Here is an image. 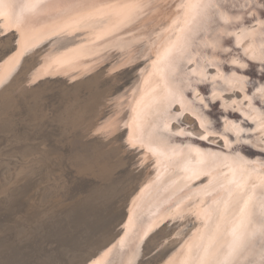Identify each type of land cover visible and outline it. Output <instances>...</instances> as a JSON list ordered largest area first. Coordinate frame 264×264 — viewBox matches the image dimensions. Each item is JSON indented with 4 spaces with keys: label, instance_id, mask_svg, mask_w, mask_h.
Masks as SVG:
<instances>
[{
    "label": "bare ground",
    "instance_id": "6f19581e",
    "mask_svg": "<svg viewBox=\"0 0 264 264\" xmlns=\"http://www.w3.org/2000/svg\"><path fill=\"white\" fill-rule=\"evenodd\" d=\"M263 6L264 0H0L2 107L15 109L32 99L28 114L39 129L47 100L55 101L63 107L62 129H72L63 134L65 149H86L80 140L93 136L101 142L90 160L67 149L65 163L80 178L61 175L40 193V202L52 190L68 196L98 181L120 194L125 206L115 212L113 196L99 201L91 194L86 205L79 202L47 227L58 233L60 254L82 251L72 264H264V158L236 143L243 137L264 150ZM217 15L222 18L213 31H204ZM247 16L257 19L256 28L236 31L240 24L233 22ZM146 58L150 64L140 68ZM190 62L193 68L181 71ZM56 76L79 81L72 87L42 81ZM49 87L56 89L40 98ZM216 98L220 129L206 110ZM182 134L198 137L181 144ZM36 162L19 173L13 193L0 183V201L11 195L17 205L12 212L20 211L23 199L31 206L32 173L49 181L45 162ZM125 163L142 168L140 176L126 178ZM19 187L24 192L16 195ZM119 217L112 239L99 248L85 245L92 239L83 232L100 228L105 234ZM167 220L182 224L171 233L173 245H165L164 236L154 243Z\"/></svg>",
    "mask_w": 264,
    "mask_h": 264
},
{
    "label": "rangeland",
    "instance_id": "374dc122",
    "mask_svg": "<svg viewBox=\"0 0 264 264\" xmlns=\"http://www.w3.org/2000/svg\"><path fill=\"white\" fill-rule=\"evenodd\" d=\"M31 101L32 100H29L24 105H18V107H16L15 109L10 108L8 110L4 109L0 103V183L3 189L7 188L8 190H11V193H13L12 190L17 188V183L20 182V178L22 179L23 177H20L19 173L22 172V169L25 170L33 168V163L36 162V158H40L38 160L39 162L37 161L36 163L45 162V166L47 169L46 175L49 181H43V179L46 178L45 176V178H43L41 181L37 180L38 178H35V188L32 187L33 190H29L30 193H28L27 195V198L30 197V207H27V202L23 201V199L21 200V204L19 205L20 211L12 212L11 210H16L17 207V205L13 207V199L9 198V200L3 199V201H0V203L6 202L7 206L5 208L2 207V210L0 211V254H2L3 251H6L8 253L12 251L11 245L14 244L21 250L20 254H28L27 259L31 264L34 262L38 264H72V262L74 261V256L81 253L82 251H79L80 249L75 250L73 248L64 249L61 255L58 251H56L58 249H60L59 251H62V247L60 248L58 246V237L51 235L46 236V229H44V227H42L40 230L41 234H37V236L41 240H43V243L40 244L41 251L39 253L35 254L34 250L31 248L35 244L32 246H28L25 242L22 241L21 237H24L29 233L30 227L27 226L28 223L40 224L46 220L47 216H39V214H37L38 211H47L51 208L52 204L54 205L58 202H60V206L62 207L71 206L73 204H76V202L80 198L84 199L86 197H89L91 194H96L99 201L108 197L111 198L113 196V198L111 199L113 201L112 210L115 212L122 213L125 210V206L124 203L120 200V194L115 195L116 192L112 193V191H110L113 189H105L102 184H97L98 181H93L86 190L76 192L75 196H72L71 198H68L70 195L64 196L63 192L61 191L55 192L54 190H52L48 194L49 197H47V199H49H42L40 202V193L45 194L46 190L44 189L48 185H53L61 175H66V177L71 181H77L81 175L78 174L77 170L74 167H68L66 165V152L64 150H57L58 148L54 149V147L57 146L64 148L66 144L65 138H63L64 130L61 126L62 123L52 119V113L48 111L46 121H44V124L40 126L39 129H36L33 126L32 119L28 114V109L30 107ZM2 123L6 124L7 128L1 127ZM106 142L107 141H105V143ZM31 152H34L32 153L34 154L33 156L30 155ZM60 161H62V164L60 163ZM121 168L130 170V175L126 178L136 179L142 173V168L139 169L135 166H130L128 163H125ZM87 177L92 178L91 175H87ZM124 183H126L125 180L123 182H118L114 186L115 191H119L122 184ZM92 187H94V189H92ZM20 191L21 193L24 192L21 187H19L18 190L14 192H16L17 194V192L19 193ZM36 202H38V207H35ZM85 203L86 200H84L82 204L86 205ZM7 210L8 212H5ZM80 211H82V213L89 214V211L87 209H82V207H80ZM33 213L36 215L32 216ZM27 214H30L31 217H29V215ZM120 222V217L111 222V225L107 230L108 232L105 233L107 234L106 237H104V230L100 228H97V230L91 228L88 230L90 231V233L88 234L87 232H83V234L86 236L91 235L89 239H92L87 240L88 242L84 241L85 245L88 244L90 245V247L96 248L101 247L103 244L113 238V236L116 234V231L120 227ZM181 225L182 224L178 221L170 222L169 220H167L158 228V230L154 234V243L158 242L162 238V236H164L166 239L165 245H173L171 240L174 239V236L171 233L174 229L179 228ZM20 241L22 242L20 243ZM161 247L162 246L156 247L149 254L144 255V258L149 257L151 253L159 250V248ZM91 249L92 248H90V250ZM48 254L51 255V260L42 262L45 256ZM58 254H60V256H58Z\"/></svg>",
    "mask_w": 264,
    "mask_h": 264
},
{
    "label": "water",
    "instance_id": "95a60500",
    "mask_svg": "<svg viewBox=\"0 0 264 264\" xmlns=\"http://www.w3.org/2000/svg\"><path fill=\"white\" fill-rule=\"evenodd\" d=\"M212 5H211V2L207 5V8H208V12L210 13V7H211ZM245 6L247 7L248 6V4H245ZM252 6V5H251ZM244 8V7H243ZM243 8H242V10H243ZM245 9V8H244ZM263 9H264V6H263ZM241 11V10H240ZM239 11V12H240ZM205 12H207V11H205ZM207 12V13H208ZM264 12V11H263ZM216 17H218L219 18V16L217 15ZM211 19H212V17H210ZM215 18V17H214ZM213 18V20L215 21V22H211L210 24H209V26H205V29H204V31H206L207 32V30L208 29H210L208 32L209 33H211L212 31H213V29H214V27L212 28V26H214L216 23H219L220 21H221V18L222 17H220L218 20L217 19H214ZM263 19H264V16L262 17ZM250 20H252L253 22H249ZM217 21V22H216ZM257 19L255 18V17H253V18H250V17H246V19H244V21L243 22H233V23H237V24H240V26L239 27H235V29H237L236 31H238V32H240L241 30H240V28L242 27V28H244V30L243 31H245V32H247V31H249V30H251V29H254V28H256L255 26H256V24H257ZM259 24V23H258ZM212 28V29H211ZM259 28V27H258ZM260 28H261V30H263V32H264V24H261L260 25ZM200 36H198V37H195V39L197 40L198 38H199ZM232 40V39H231ZM248 40V38H246V39H244L243 40V43H245L246 41ZM47 43V42H46ZM46 43H44V44H46ZM230 45H234L235 44V42H233L232 41V43H229ZM149 60H151V58L149 59V58H146V59H143V61H145V63H143V64H141L140 65V68L141 67H143L144 66V64H150V61ZM263 65H264V63H263ZM193 68V64L190 62V63H188V64H184V66H183V69L181 70V71H184V72H189L190 71V69H192ZM227 69V68H226ZM253 70V69H252ZM254 72H256V74H259V72H258V69L256 68V67H254V70H253ZM262 72H263V74H264V68H263V70H262ZM182 73V72H181ZM191 76L193 77L194 76V74L192 73L191 74ZM262 79H264V78H262ZM192 80V79H191ZM193 80H197V79H195V77H194V79ZM42 81H46L47 83L48 82H51V84H59V83H62V84H64V85H66V86H69V87H72V86H74L76 83H78V81H79V79H76V80H73V81H68L67 80V78L66 77H63V76H56V77H46L45 79H42ZM33 86H35V85H33ZM126 86V85H125ZM124 86V87H125ZM124 87L119 91V92H122L123 91V89H124ZM56 88H46L45 90H43L42 92H41V96L39 95V97L41 98L42 96L44 97V98H46L48 95H51L53 92H54V90H55ZM209 88H207L205 91H200V92H202V95H204L205 97H207L208 96V93H209ZM192 94L193 93H191L190 92V98L192 97ZM48 98V97H47ZM193 98V97H192ZM29 100H32V99H29ZM46 100V99H45ZM47 112L48 111H50L51 113H52V115H51V117H52V119H54V120H56L57 122H61V120H62V118H63V107H59L58 106V104L55 102V101H51V100H47ZM221 101H220V99L219 98H216L214 101H212V102H209V103H212L211 105H213L214 107L212 108L211 106H209V107H207L206 108V110L215 118V119H212V120H214L213 122H215L214 124L216 125V127L215 128H218V129H220L222 126H221V123L218 121V119H217V117H216V115H214V113L215 112H218L219 111V109H218V106H219V103H220ZM31 104H32V101H31ZM30 104V105H31ZM194 106H199L200 104H199V102L197 103L196 101L194 102ZM264 105V102L262 103V106ZM169 112L170 113H176L177 112V110H176V106L174 105V106H172L171 107V109H169ZM234 112H239L238 110H234ZM234 112H232V114L234 115ZM231 114V115H232ZM212 117V118H213ZM60 118H61V120H60ZM236 119V118H235ZM216 120V121H215ZM1 127H4V128H7V125L6 124H4V123H2L1 124ZM172 129H174V128H172ZM64 131H63V134H67L68 136L69 135H71V131H72V129L70 128V129H63ZM203 130H205L204 128H203ZM174 133H176V132H174ZM180 135V134H179ZM183 136H180V137H178V140L179 141H188L187 139H189V138H191L190 140H193V141H195L196 139H197V137L198 136H190L191 134H182ZM212 135V134H211ZM185 136V137H184ZM232 136V135H231ZM200 138V137H199ZM231 138V137H230ZM243 138V137H242ZM242 138H240L239 140H237V144L239 143L240 145H241V147L243 148V151H246L247 152V150L251 153V154H253V152H254V154H257V155H259V157H263L264 158V150L262 149V148H259V147H256V146H253L252 144H250L248 141H246V140H244V139H242ZM97 138L95 137V136H93V137H91V138H83V140L81 141L80 140V143H85L86 144V149H85V147H84V145L83 144H80V145H78L76 148H73V149H69V148H61V147H54V149H57V150H59V149H61V150H64L66 153H67V149L69 150V152H71V154L72 155H74V157L75 158H77V159H80V160H90V156H92V154H93V151H94V146L95 145H98V144H100L101 142L100 141H98V140H96ZM195 139V140H194ZM231 140H233V137L231 138ZM181 143V144H185V143ZM232 142V141H231ZM195 143V142H194ZM213 144V143H212ZM104 145V144H103ZM218 145V144H217ZM213 150H216L217 149V146H210ZM245 149H247V150H245ZM252 149V150H251ZM32 150H35V149H32ZM253 154V155H254ZM123 169H126V168H123ZM122 169V170H123ZM35 175V174H34ZM34 175H33V173L29 176V184H27L26 182H25V184H27L28 186L30 185L31 187H34V181H35V179H34ZM207 181V180H206ZM75 194H76V192H73L72 194H70V196L72 197V196H75ZM17 195V194H16ZM15 195V196H16ZM69 196V197H70ZM9 197H11V195L9 196ZM8 197V198H9ZM70 197V198H71ZM8 198H4V199H8ZM85 200V198L83 199V198H80L77 202H76V204H73V205H71V206H64V207H62V206H60L59 205V203H56V204H54V205H52L51 206V211H50V214L49 215H47V219L44 221V222H42V223H40V224H35V223H33V224H27V226H29L30 228V230H29V233L27 234V235H25L24 237H21V239H22V241L23 242H25L28 246L29 245H34V246H32L31 248L34 250V253L35 254H37V253H39L41 250H40V244L42 243V240L37 236V234L39 235V234H41L40 232V230H41V228L42 227H44V229H47V227L48 228H50V226H55V225H57V222L55 221V219L56 218H58V219H61L63 216H58L60 213H62V214H60V215H65L63 212H65V211H68V210H70L71 209V207H74L75 205H77L79 202H83ZM3 201V200H2ZM0 205H1V208L0 209H2V207L3 208H5V207H7L6 206V202H3V203H0ZM49 209V210H50ZM1 211V210H0ZM69 213V212H68ZM68 213L65 215V216H67L68 215ZM52 217V218H51ZM47 233H46V236L47 235H53V236H57L58 235V233L57 232H49V231H46ZM22 241H20V243L22 242ZM11 249H12V251H10L9 253L8 252H6V251H3L2 252V254H0V264H31L29 261H28V259H27V255L28 254H26V253H22V254H20V252H21V250L19 249V247L18 246H15L14 244H12L11 245ZM160 249V248H159ZM6 252V253H5ZM158 252V250L157 251H155V252H153V253H151V255L149 256V257H151V256H153V255H155L156 253ZM171 253H169L166 257H165V259L170 255ZM79 256L81 257V255H80V253L79 254H76L75 256H74V259L75 258H79ZM144 258V257H143ZM49 260H51V255H46L45 256V258H44V260L42 261V262H45V261H49ZM32 264H38V263H36V262H34V263H32Z\"/></svg>",
    "mask_w": 264,
    "mask_h": 264
}]
</instances>
